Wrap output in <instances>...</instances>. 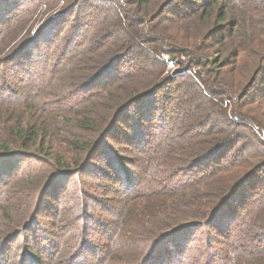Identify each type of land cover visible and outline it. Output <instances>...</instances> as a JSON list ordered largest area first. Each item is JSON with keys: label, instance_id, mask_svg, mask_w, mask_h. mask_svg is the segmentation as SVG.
<instances>
[{"label": "trees", "instance_id": "obj_1", "mask_svg": "<svg viewBox=\"0 0 264 264\" xmlns=\"http://www.w3.org/2000/svg\"><path fill=\"white\" fill-rule=\"evenodd\" d=\"M10 1L0 0L1 7H7L5 5ZM57 2H62L66 7L70 5L66 3V0H41L37 7L52 9ZM219 3L216 0L209 5L212 10L217 8L218 23L225 21L226 17L220 6L222 4L219 5ZM85 5L80 6V10L79 7L73 10L72 30L63 36V43L53 64L56 72H61L63 77H68L73 71V73H79L73 78H80V80L63 85L64 87L59 88L58 92L66 100L72 99L68 106L72 105L71 107L74 108L76 104H81L80 96L94 89L96 85L102 84L101 81L110 76L109 70L113 67L116 69V65H120L125 68V72L119 77L118 82L125 81L131 85L129 95L104 127H101L100 120L74 114L77 119L73 120L78 124V130L86 133L87 136L82 138L86 139L87 143L79 147L74 145L72 148L78 155L80 154L76 159L77 162L71 166L72 169L62 163L61 158L53 156L44 132L40 139V130L31 127L17 129L15 126L0 131V179L12 175L11 172L5 173V169L1 166L4 165L3 163L7 164L14 160L13 157L16 154L12 151L16 146H21L24 151H28L32 146L39 144L38 152L53 170V173L49 174V177L53 174L50 185L71 170L85 174L95 160L97 164L95 163V166L92 164L94 168L92 176L107 184L105 189L115 194L121 209L114 211L110 216L107 210L101 208L97 216L98 218L101 215V220H94L93 211L89 212L91 207H88L86 211L85 205L80 216L90 217L91 220L88 218L91 223L89 227L93 230L88 234V228L85 230L81 227V234L73 233L68 239V242H71L78 234L77 241L69 244L64 239V245L59 243L64 250L62 257L64 260L61 259L58 264H180V260L184 261V258L189 255L186 244L182 243L177 246V249L175 244L171 245L178 241L175 240L178 236L197 227L199 230L203 227H210L212 231L220 230L221 226L216 223L217 218L231 202L245 196L240 195L239 192L244 190L246 184L258 180L257 185L264 186L262 181L264 180V137L260 138L261 131L258 128L261 123L256 122L258 125L252 126L246 124L243 118L240 122L238 119L230 122L229 118L225 117V122H229L230 129L224 132L216 130L214 124L217 127L218 121L214 119V114L216 110L223 111L216 97L225 101L227 94L206 84L202 70L192 73L190 67H187L186 71L178 73L176 78L165 75L167 61L163 59V56L167 49L162 51L161 48L162 44H170L171 41L166 38L146 40L145 36L139 32L143 19L159 8V4L154 0H112L110 2L88 0V5ZM223 5L226 6L225 3ZM170 13L179 15L176 9H170L168 14ZM210 13L205 11L203 15V18L207 17L205 24L212 16ZM243 14L245 16V12ZM218 23L210 27L211 34H223L222 30L226 26L219 29ZM227 26L231 30L235 28V25L228 23ZM41 34L34 35L39 37ZM35 40L36 38H32L20 50L24 51L26 46H32ZM221 41L222 39L219 40ZM14 51V49L11 51L8 61L13 62V59L17 58L19 51L17 55L12 56ZM185 53L183 49L168 51L169 63L183 64L182 58L185 57ZM95 58H98L99 62L95 63L93 60ZM187 63L193 65L194 61H187ZM214 63L219 64L221 60L218 59ZM16 68L19 73L21 67L16 66ZM12 76H17V73ZM56 87L58 88L59 84ZM152 98L154 102L149 101ZM0 127H5L2 120ZM237 128L243 129L242 137L235 133ZM241 139L246 145L257 147L256 155L243 161H239V153L249 147L240 143ZM111 145L119 149L113 151ZM111 152H115L113 153L115 156L110 157ZM121 153L131 157L120 158ZM228 155H230V164L227 162L229 164L227 167L216 170L220 168ZM255 160H263V166L254 167ZM99 166L106 169L99 171ZM249 166L250 168L253 166L250 172L240 175L236 179L239 181L236 184L233 182L229 188L217 187L219 191L214 190L212 192L214 196L211 193L206 195L204 191V193L192 195L194 189L207 185L211 178L216 177V174H221L228 169L237 172L238 168L244 169ZM261 169L263 171H260ZM239 174L241 173L239 172L236 176ZM181 178L184 181H180ZM144 183L146 189L141 190ZM136 189H140L141 192L140 195H136L144 198L143 204L137 209H135V199L131 198L135 195L133 193ZM77 192L79 193L80 190ZM28 195H32V192ZM108 196L110 195L105 194L103 198L106 199ZM187 196L190 198L188 199ZM176 199L185 209L181 213L182 220L193 221L180 226H171L172 228L157 227L155 218L159 216V210H168L169 207L171 208L170 200L176 201ZM253 200L256 201H253L251 209H254L255 205L257 211L250 213V218L239 226L232 249H223L225 256L220 254L221 257L217 261H215L218 256L216 253L210 255L204 264L224 262V264H264V202L258 201L257 197ZM105 214L106 217L114 220L113 226L118 230L116 234L108 230L109 224L105 223L110 221L104 218ZM160 216L159 223L164 225L166 222L177 219V216L172 214H160ZM93 220L94 225H92ZM133 222L136 224L129 231H123L125 225H131ZM87 236L92 239L95 236L99 239L105 238L107 242L110 240L112 242L103 249L89 243ZM119 236L124 240L119 242ZM127 236L130 238L128 239ZM208 240V247L214 249L216 238L210 235ZM42 245L40 247L34 244L27 250L28 261L31 258L36 264H42L41 259H44L48 248L55 249L58 244L47 242ZM127 253H131L133 260L127 262V257L125 259L122 257ZM117 258L120 262H116ZM195 258L196 255L192 257L191 264H194Z\"/></svg>", "mask_w": 264, "mask_h": 264}, {"label": "rangeland", "instance_id": "obj_2", "mask_svg": "<svg viewBox=\"0 0 264 264\" xmlns=\"http://www.w3.org/2000/svg\"><path fill=\"white\" fill-rule=\"evenodd\" d=\"M214 1L216 0H154L159 4V8L143 19L139 32L145 36L146 40L166 38L171 41L170 44H162L161 48L162 51L167 49L163 56V59L167 61L165 74L167 77L176 78L177 74L186 71L187 67H190L192 73L202 70L206 84L227 94L225 101L216 97L223 110H216L214 114V119L218 121L217 127L214 124L216 130L224 132L230 129L229 122H225V117L229 118L230 122H235L237 119L240 122L243 118L246 124L252 126L258 125L256 122L261 123L263 128L259 125L258 128L262 138L264 137V0H217V3L220 2L219 5L222 4L220 6L226 16L225 21L220 23L217 22L219 15L217 8L215 10L209 8L210 3ZM39 2L41 0H11L5 5L7 7L2 8V3L0 5V22H2L0 25V121L2 120L5 126L0 127V131L15 126L17 129L31 127L40 130V139L44 132L53 156L61 158L62 163L70 168L74 162H77L76 159L80 155L72 149L74 145L79 147L87 143V140L82 138L87 135L78 130V124L74 122L77 119L74 114L100 120L101 127H104L127 99L131 85L125 81L118 82L125 68L116 65V69L113 67L109 70L110 76L101 81L102 84L96 85L94 89L80 96L81 104H76L74 108L71 107L72 105L68 106L72 99L66 100L63 96L61 97L58 89L70 82H78L80 78H73V76L79 73L71 71L68 77H63L61 72H56L53 64L63 43V36L72 30L73 10L78 7L80 10V6L84 7V4L87 6L88 0H66V3L70 4L67 7L62 2H57L52 9L38 8ZM165 5L167 6L164 7ZM170 9H176L179 15L168 14ZM205 11L211 12L210 15H212L206 24L204 21L207 17L203 18ZM217 23L219 29L226 26L221 35L211 34L210 27ZM227 23L235 25V28L231 30ZM38 33L42 34L36 37ZM32 38H36L34 44L26 46L24 51L20 50ZM221 39L222 41L219 42ZM13 49L15 51L12 56L17 55V51L19 54L11 62L12 60L8 61V59ZM172 49L186 51L185 57L182 58L183 64L173 67L169 64L170 59L167 53ZM218 59L221 63H214ZM93 60L95 63L99 62L98 58ZM187 61H194L196 64L193 63V66L192 62L189 64ZM16 66L21 67L19 73ZM74 70L78 72L77 69ZM15 73L17 76H12ZM149 101L154 102V98ZM235 133L242 137L244 132L242 128H237ZM240 143L246 145L242 139ZM37 146H32L28 151H24L21 146L14 147L12 151L16 154L13 157L14 160L7 164L3 163L4 165L1 166L5 169V173L11 172L12 175L0 179V256H2L0 264H36L31 258L28 261L27 250L34 244L42 247V244L47 242L58 245L55 249L48 248L45 255L43 254L44 259H41L42 264H58L64 256V250L59 243L64 245V239L69 244L77 241L78 234H81V227L85 230L88 228V234L93 230L89 227L90 217L80 216L85 205L86 211L88 207H91L89 212L93 211L94 220H101V215L97 218L101 208L107 210L110 216L114 211L121 209L115 194L105 189L107 184L92 176L94 171L92 164L95 166V160L85 174L71 170L50 185L53 174L50 177L49 174L53 173V170L44 162ZM110 147L113 151L119 149L114 145ZM246 147L249 149L246 148L239 153V161L256 155V146L246 145ZM113 153H110V157L115 156ZM119 155L120 158L131 157L124 153ZM229 158L230 155L216 170L227 167ZM253 166H263V160H255ZM251 168L250 166L244 169L238 168L237 172L228 169L221 174H216V177L211 178L207 185L194 189L192 195L206 192V195L211 193L214 196L212 192L219 191L217 187L229 188L233 182L236 184L239 181L236 179L240 175L250 172ZM105 169L99 166L98 170ZM239 172L241 174L236 176ZM180 181H184L183 178ZM257 183H259L258 180H255L251 184H246L244 190L239 192L240 195L245 196L231 202L217 218L216 223L221 226L218 232L212 231L210 227H203L200 230L197 227L175 239L178 241L171 245L175 244L177 249V246L182 243L186 244L189 255L184 258V261L181 259L180 264L182 262L191 264L193 262L191 259L195 255L194 264H204L207 258L215 253L218 255L215 259L217 261L221 255L225 256L223 249H232L239 226L250 218V213L257 211L255 205L254 209H251L253 201H256L253 199L257 197L258 201L264 202V186H259ZM145 189L144 183L141 190ZM29 192H32V195L27 196ZM139 193H141L140 189H136L133 193L135 195L131 196L136 201L135 209L144 202V198L138 196ZM105 194L110 196L104 199ZM187 198L190 197L187 196ZM169 205L171 208L169 207L168 210H159V216L155 218L157 227L164 229L193 221L182 220L181 213L185 209L178 199L170 200ZM192 207L197 210L196 207ZM160 214L176 215L177 219L166 222L168 225L166 226L159 223ZM104 218L110 221L105 223L109 224L108 230L116 234L118 230L113 226L114 220L106 217V214ZM135 224L133 222L131 225H125L123 231H129ZM73 233L74 235L78 233L77 237L68 242ZM210 235L216 238L214 249L208 247ZM87 239L89 243L103 249L112 242V240L107 242L105 238L99 239L96 236L93 237L94 240L89 236ZM123 240L120 236L118 237L119 242ZM122 257L124 259L127 257V262L133 260L131 253L123 254ZM116 262H120L119 258Z\"/></svg>", "mask_w": 264, "mask_h": 264}, {"label": "built area", "instance_id": "obj_3", "mask_svg": "<svg viewBox=\"0 0 264 264\" xmlns=\"http://www.w3.org/2000/svg\"><path fill=\"white\" fill-rule=\"evenodd\" d=\"M172 67L174 66L173 64L169 63Z\"/></svg>", "mask_w": 264, "mask_h": 264}]
</instances>
